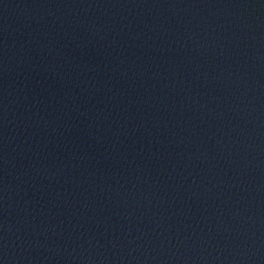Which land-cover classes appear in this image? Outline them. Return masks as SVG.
I'll use <instances>...</instances> for the list:
<instances>
[{"label": "water", "instance_id": "obj_1", "mask_svg": "<svg viewBox=\"0 0 264 264\" xmlns=\"http://www.w3.org/2000/svg\"><path fill=\"white\" fill-rule=\"evenodd\" d=\"M0 264H264V0H0Z\"/></svg>", "mask_w": 264, "mask_h": 264}]
</instances>
